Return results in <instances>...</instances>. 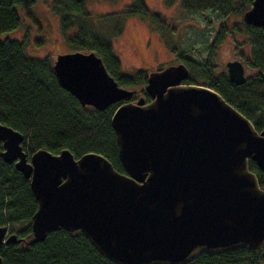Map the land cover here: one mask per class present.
Instances as JSON below:
<instances>
[{
  "label": "water",
  "instance_id": "obj_1",
  "mask_svg": "<svg viewBox=\"0 0 264 264\" xmlns=\"http://www.w3.org/2000/svg\"><path fill=\"white\" fill-rule=\"evenodd\" d=\"M243 20L264 28V0H253ZM226 67L231 82L247 81L241 60ZM53 69L82 105L104 110L123 101L110 123L125 172L97 152L75 158L68 148H39L29 158L23 133L0 123V155L37 201L30 242L80 231L116 264H184L204 252L264 248V128L215 89L186 83L183 62L148 73V101L132 100L134 91L94 51L55 54ZM17 241L0 225V245Z\"/></svg>",
  "mask_w": 264,
  "mask_h": 264
},
{
  "label": "trees",
  "instance_id": "obj_2",
  "mask_svg": "<svg viewBox=\"0 0 264 264\" xmlns=\"http://www.w3.org/2000/svg\"><path fill=\"white\" fill-rule=\"evenodd\" d=\"M37 1L0 0V123L23 133L22 146L30 155L39 148L52 153L68 148L75 158L97 152L107 157L116 170L125 172L110 123L115 109L123 101L104 110L82 105L60 85L53 69L54 60L31 57L22 41L2 39L4 33L20 25V9L31 16V7ZM175 1L167 0L168 4ZM252 1L181 0L182 9L188 12L212 10L222 15L225 20L220 38L226 33L233 36L235 28L243 32L250 47L245 64L256 71L245 83L237 85L230 81L227 73L215 74L209 65L206 70L201 67L196 72L191 64L185 63L190 70L185 82L215 89L260 131L264 128V28L243 20V13ZM51 10L58 18L60 32L71 51H94L118 83L134 91L132 100L140 96L147 101L150 99L144 91L149 72L122 73L112 46V38L122 32L123 16H152L161 20L159 14L148 11L144 0H132L123 11L101 15L98 20L86 10V0H52ZM237 11L242 14L241 20L232 27L227 26V19ZM51 54L55 59L53 50ZM2 150L0 141V152ZM249 168L261 182L263 173L254 161H249ZM36 208L29 180L0 155V225H9L10 231L18 234L17 243L0 245L5 264H116L104 257L80 231L59 229L48 233L43 241L30 242L31 218ZM188 264H264V248L204 254Z\"/></svg>",
  "mask_w": 264,
  "mask_h": 264
},
{
  "label": "rangeland",
  "instance_id": "obj_3",
  "mask_svg": "<svg viewBox=\"0 0 264 264\" xmlns=\"http://www.w3.org/2000/svg\"><path fill=\"white\" fill-rule=\"evenodd\" d=\"M144 2L148 11L159 14L161 20L152 16H123L122 32L112 38L113 52L121 63L122 73L132 75L137 70L148 73L183 62L191 64L196 72L201 67L206 70L209 65L215 74H220L227 73V61L239 59L245 66L247 78L255 74V69L245 64L250 47L243 32L235 28L233 36L226 33L220 38L225 20L222 15L212 10L188 12L182 9L181 0L173 4H168L167 0ZM131 3L132 0H86V10L98 20L101 15L123 11ZM51 5L52 0H38L31 7V16L20 9V25L4 33L2 39L22 41L26 53L34 58L49 57L53 61L51 50L55 54L71 51ZM241 18L242 14L235 12L227 19V26H234ZM26 152L30 158V153Z\"/></svg>",
  "mask_w": 264,
  "mask_h": 264
},
{
  "label": "flooded vegetation",
  "instance_id": "obj_4",
  "mask_svg": "<svg viewBox=\"0 0 264 264\" xmlns=\"http://www.w3.org/2000/svg\"><path fill=\"white\" fill-rule=\"evenodd\" d=\"M3 146V145H2ZM10 164H13L14 165V163H10ZM8 232L9 233H15V232H12V231H10V227H9V225H8ZM17 234V233H16ZM18 235V234H17ZM20 237V236H19ZM25 238V237H24ZM20 239H21V237H20ZM18 242V241H17ZM17 242H10V243H17ZM21 243H23V240L22 241H20ZM9 244V243H8ZM2 245H7V244H2ZM243 248H247V247H243ZM240 249H242V248H240ZM236 250H239V249H236ZM236 250H233V251H236ZM227 252H231V251H227ZM224 253H226V252H224ZM204 254H207V255H209V256H211V255H217V254H211V253H206V252H204V253H202V254H200L199 256H197L195 259H197V258H199V257H201L202 255H204ZM220 254H222V253H220ZM195 259H193V260H195ZM193 260H191V261H193ZM191 261H188V262H186V263H184V264H188L189 262H191Z\"/></svg>",
  "mask_w": 264,
  "mask_h": 264
},
{
  "label": "bare ground",
  "instance_id": "obj_5",
  "mask_svg": "<svg viewBox=\"0 0 264 264\" xmlns=\"http://www.w3.org/2000/svg\"><path fill=\"white\" fill-rule=\"evenodd\" d=\"M1 153V152H0Z\"/></svg>",
  "mask_w": 264,
  "mask_h": 264
}]
</instances>
